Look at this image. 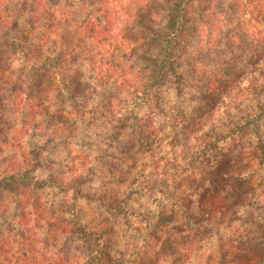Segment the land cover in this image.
<instances>
[{"label":"trees","instance_id":"16d2710c","mask_svg":"<svg viewBox=\"0 0 264 264\" xmlns=\"http://www.w3.org/2000/svg\"><path fill=\"white\" fill-rule=\"evenodd\" d=\"M74 8L75 0H0V239L16 235L30 239L33 232H39L41 238L54 235L66 240L95 235L98 251L83 258V264H90L93 258H102L103 264H134L132 260L117 261L100 251L102 237L85 226L66 201L69 190H79L88 173L81 172L84 152L76 148L77 153L73 151L69 133L79 118L92 114L85 112L86 103L66 107V102H75L78 97L87 102L86 98H92L97 88L109 85L105 117H113L125 107L122 102L116 104L118 94H110L124 92L134 108L147 106L148 117L153 120V111L163 113L164 88H174L180 95L187 85L198 84L200 105L196 113L184 117L181 114L185 110H180L169 118L177 129L174 135L181 139L187 136L194 147L197 137L203 135V143L192 153L193 158L209 143L220 145L218 135L224 137L223 151H230L225 145L235 143L234 158L228 161L235 167L216 176L218 190H208L199 205L206 210V220L215 222L230 202L226 194L232 190V182L242 180L250 190V178L264 166V135L259 127L264 118V55L257 56L258 50L253 46L264 50V28L249 27L238 18L243 6L237 0H149L144 9V25L137 29L142 35L138 40L124 42L131 46L133 59L125 62L129 55L125 50L123 59L102 63L99 67L104 73L103 82L90 83L83 92L80 82L92 80V76L89 65L80 59L87 56V49H81V44L92 37L88 35L87 18L79 19ZM206 18L211 23L209 31L217 32L213 36L210 33L204 41L202 27ZM219 43L230 56L237 50L248 53L234 55L232 62H244L231 72L232 76L221 67H207L206 49L219 56L221 66L228 62L221 48L213 49ZM213 101L215 106L211 107ZM232 109L242 116L231 115ZM200 111L203 116L198 115ZM188 120H192L190 126ZM207 122L213 126L208 133H202ZM212 166L218 165L212 162ZM189 167L193 175L201 174L203 189L209 177L208 164L189 160ZM43 171H47L44 177ZM76 171L77 177L72 178L70 173ZM177 173L169 175L179 180ZM57 201L59 208L55 206ZM185 219L184 210L179 209L173 220L160 224L161 230L155 236L149 235V243L160 250V239L166 238L168 232L179 237L177 229L184 227ZM223 219L221 228L229 226L231 213ZM150 223H158L155 216ZM235 227L232 222L229 231ZM103 229L99 228L104 237L108 231ZM247 238L237 241L232 236L213 237L217 264H229L230 253L237 252L240 241ZM261 246L264 241L256 244V249ZM164 259L162 256L157 264H164Z\"/></svg>","mask_w":264,"mask_h":264},{"label":"clouds","instance_id":"9594fccd","mask_svg":"<svg viewBox=\"0 0 264 264\" xmlns=\"http://www.w3.org/2000/svg\"><path fill=\"white\" fill-rule=\"evenodd\" d=\"M148 2L149 0H75L73 11L79 19L87 18L88 35L92 37L91 40L85 38L81 44V49H87V56H81L80 59L89 65V74L92 76V80L85 79L80 82L79 85L83 88V92L88 90L90 83L103 82L104 73L100 71L99 67L102 63H108L112 58L123 59L125 50L129 52L125 62H130L133 59L131 46L124 42L138 40L142 35V32H138L137 29L144 25V17L147 15L144 9ZM232 2L233 0H226V3ZM237 2L243 6V11L238 18L243 19L249 27L264 28V15H261L264 13V0H251V3L249 0H237ZM257 20L260 21V24L256 23ZM68 39L71 42L72 36L70 35ZM256 55L260 56L264 53L257 52ZM214 106L215 101L211 107ZM211 107L208 109L209 111ZM92 112L93 128L89 135L98 144L103 143L111 148L112 145L109 142L116 141V148L119 152L126 153L130 160H135L138 152H151V134L145 137L146 142L138 143L137 138L133 139L130 134L118 139V133L115 132L116 121H112L111 127H109L108 120H112L111 117L105 120L103 113L99 112L98 108H93ZM203 114V111L198 113L199 116H203ZM195 118L194 116L192 119ZM191 123L192 120H188L189 126ZM120 126L127 127V120ZM170 131V129H166V132L170 133ZM216 139L221 142L219 146L222 147L224 137L218 135ZM167 140L168 136L166 135L164 137L165 144ZM202 143V134L197 137L195 147L189 142L187 136H184L183 139L178 136L173 141L172 147H165L163 151L158 147L155 160L150 157L147 162L148 166L153 169L151 175L143 179L140 188H135L133 185L126 193L127 199L121 201L122 204H126L128 199L135 196L138 201L137 215H143L145 221H149L154 215L158 221V223H146L141 226L144 239L137 250V255L143 257V264H157L162 256L165 258L164 264H217L216 244L212 242L213 237L232 236L239 241L241 237L250 236L257 244L264 240V199H246L249 189L244 187L242 180L232 182V190L226 194V199H229L230 202L227 204L225 212L217 217L215 222L210 219L206 220L204 216L206 210L200 208V202L208 190L213 192L218 190L215 182L216 176L230 172L235 165L228 164L231 158L230 153L215 151L218 147L216 143L207 144L193 158L192 153ZM159 144L158 140L157 145ZM177 144L182 145L180 152L176 151L175 145ZM209 152H212L215 159L209 156ZM106 154L112 155L113 153ZM189 160L208 164L210 172L203 189H200L201 174L197 172L193 175L189 167ZM156 161H160V168L165 171L172 172L179 169L177 174L180 179L172 180L162 176L156 169ZM212 162L218 166L213 167ZM141 177H144V173L137 170V182H140ZM241 188H243L242 191ZM141 205L143 206L141 207ZM179 209H183L186 216L184 227L177 229L180 236L176 237L168 232L166 238L160 239L161 249L156 250L154 245L147 243L148 236H155L156 232L161 230L160 224L173 220ZM227 213H231L229 226L232 222L236 224V227L231 231H229V226L220 227L221 224H224L223 216ZM2 223L3 221H0V224ZM201 229L203 230L201 231ZM96 239L95 235L77 236L67 240L63 236L54 235L41 238L39 232H33L30 239L28 237L21 239L19 235L12 239L2 238L0 239V264H66L68 261H71V264H83V258L92 256L98 251L94 242ZM153 253L155 254L154 259L152 258ZM101 260L102 258H93L90 264H101ZM232 264H236L234 258ZM248 264H264V249L253 252L249 256Z\"/></svg>","mask_w":264,"mask_h":264},{"label":"rangeland","instance_id":"374dc122","mask_svg":"<svg viewBox=\"0 0 264 264\" xmlns=\"http://www.w3.org/2000/svg\"><path fill=\"white\" fill-rule=\"evenodd\" d=\"M205 21L207 22L202 27V30L204 36L203 40L207 41L210 33H212L211 36H213V34L217 32V29H214L212 32L209 31L211 23L207 18ZM253 46L256 47L258 52H264L263 47H258L257 45ZM216 48H221L224 51V55L228 58V62L226 65L221 66L222 64L219 56L216 55L212 49H206L204 57L207 62V67H221L222 71L225 73L227 72L229 76H232V73L237 68H240L244 62H232L234 55L237 54L241 57L248 54L247 52L237 50L236 52L234 51L232 56H230L221 43L215 47L213 46V49L216 50ZM198 86V84H194L192 87L187 85L180 95H176L174 88L168 90L164 88V95L162 96V102H164L163 113L153 111L155 114V118L153 120L148 117L147 106L143 104L134 108L131 105L133 102L130 101L129 97L127 99V97L124 96V92L110 94H118L119 99H116V104L122 102L125 104V107L121 108L120 112H116L115 115L111 117L112 120H108L109 117L104 116V110L106 109V103L108 100L107 94L110 91L109 85L97 88L95 95H93L92 98H86L87 102L85 98L82 97H78L75 102H66V107H72L75 105L82 106L86 103L85 112H92L93 108H98L99 112L103 113L105 120H108L109 127H111L112 121H116L115 132L118 133V139L119 137H127L130 134L133 139L137 138V142L139 143L141 141H145V137L151 134V152H138L136 159L130 160L128 159L126 153H121L116 148V141H110L109 143L112 147L108 148L103 143L98 144L96 140L89 135V132L93 128V124L91 122L93 112L92 114L86 113L83 118H79L75 128L72 130L73 132L71 131L69 133V141L73 145V151L77 153V150H75L76 148L81 149L84 152L83 156L85 158L81 157V162L84 163L83 171L81 172L83 173L84 171H87L88 173L84 175L85 179L83 185H78L79 190L77 188L69 190L66 201L68 202L69 207L74 210V214L76 215V213H78L80 220L85 224V226L93 229L96 234H99L102 237L99 250H103V252L105 251L111 257L117 259V261L125 260L129 262L132 260L134 261V264H143V257L141 255H137V250L140 248L144 239V235L141 233V226L146 223H150L151 219L149 221H145L143 215H137L138 201L135 196L128 199V203L126 204H122L121 201L127 199L126 193L133 187V185L135 188H140V183L143 182V179L151 175L153 169L148 166L147 162L150 157L155 160L157 148L159 147L161 151H163L165 147L170 148L173 146V141L177 139L178 135H174L177 129L172 123L171 118H169L170 114H176L177 111L185 110L181 115L187 117L196 113V108H199L200 105V93L197 89ZM253 98L254 96H251V99ZM137 103L140 104L139 102ZM202 108H204L203 105ZM231 111V115L236 118H240L242 116V113L239 111H235L234 109ZM117 116H119V119H117ZM129 117H131V119H128ZM125 120H127L128 126L121 127L120 125L124 123ZM240 120L242 121V118ZM259 124L261 132L264 135V118L260 120ZM212 126V123L207 122L203 127L202 133H208ZM166 129H170V133L166 132ZM215 131L217 130L215 129ZM166 135L168 136V140L165 144L164 137ZM158 140L160 141L159 145H157ZM225 146L230 149V151H226L230 153V160H233L235 155V152L233 151L235 143ZM175 147L177 152L182 150V145L180 144L175 145ZM221 148H223V146L220 147L218 145L215 151L224 152ZM108 152L113 154H106ZM63 154L64 152H61L60 155ZM197 155L198 153H195L194 157ZM209 156H212V159H215L212 152H209ZM156 169L162 176L169 179H172L171 175L173 173H177L179 171V169H177L172 172H164V169L160 168V161H156ZM137 170L144 173V177L140 178V182H137ZM78 173L79 171L70 174L72 178H75ZM169 173H171V175H169ZM46 174L47 171L41 172L43 177ZM248 186L251 187V189L246 193V199H264V166L257 170L254 177L250 178ZM101 200L106 201L107 204H103ZM141 200H143L142 197ZM55 206L59 208L60 203L57 201ZM142 206L143 205H141V207ZM101 227L104 228V231H108L107 236L103 237V233L99 230ZM262 241L264 240H261L260 242ZM240 242L242 245L239 246V250L237 252L234 251L230 253L229 264H232L233 258L235 259L236 264H248L249 256L253 252L261 250L260 248L256 249L257 243L254 239H251L250 236ZM147 243H149V241H147ZM109 244H111V246H109ZM144 246L146 247L147 245ZM261 248L264 249L262 246ZM105 264H110V261L107 263L105 262ZM111 264L116 263L112 262Z\"/></svg>","mask_w":264,"mask_h":264}]
</instances>
